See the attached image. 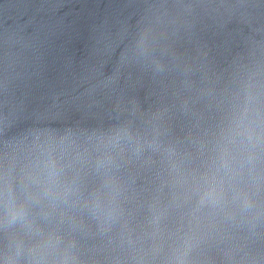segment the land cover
Segmentation results:
<instances>
[{
    "label": "water",
    "instance_id": "95a60500",
    "mask_svg": "<svg viewBox=\"0 0 264 264\" xmlns=\"http://www.w3.org/2000/svg\"><path fill=\"white\" fill-rule=\"evenodd\" d=\"M250 83L264 85V0H0V161L45 139L72 153L126 134L122 215L108 218L90 175L88 207L73 197L48 219L36 208L35 223L0 227V261L43 264L37 233L55 228L71 255L131 264L138 241L151 244L180 172L201 163ZM250 183L258 194L195 253L201 264H264V167ZM180 222L169 211L159 228Z\"/></svg>",
    "mask_w": 264,
    "mask_h": 264
},
{
    "label": "clouds",
    "instance_id": "9594fccd",
    "mask_svg": "<svg viewBox=\"0 0 264 264\" xmlns=\"http://www.w3.org/2000/svg\"><path fill=\"white\" fill-rule=\"evenodd\" d=\"M125 135L117 133L102 147L72 153L63 149L58 152L45 139L28 146L23 158L0 161V227L22 220L35 223L36 208L48 219L61 203L73 197L88 207V201H81V189L90 175L101 181L108 218L122 215L120 198L125 189L117 173ZM262 167L264 85L250 83L244 101L224 112L212 139L201 150V163L180 172L172 203L157 217L155 231L149 237L151 244L145 247L146 241L141 238L140 247L132 250L131 264H201L195 253L228 220L236 219L237 209H246L258 194L259 186L250 183V178ZM91 203L99 208L100 196ZM176 210L181 214L179 226L174 231H162L159 221ZM37 234L43 239L44 256L50 257L43 264H90L70 254L72 245H65L55 228ZM0 264L21 261L17 256ZM32 264L42 261L32 258Z\"/></svg>",
    "mask_w": 264,
    "mask_h": 264
}]
</instances>
